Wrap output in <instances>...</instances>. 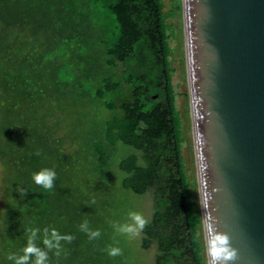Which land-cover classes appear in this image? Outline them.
Instances as JSON below:
<instances>
[{
  "label": "trees",
  "instance_id": "obj_1",
  "mask_svg": "<svg viewBox=\"0 0 264 264\" xmlns=\"http://www.w3.org/2000/svg\"><path fill=\"white\" fill-rule=\"evenodd\" d=\"M177 11L179 1L166 9L164 0H0V40L8 39L17 26L41 20L55 36L66 35L61 42L78 37L89 49L88 59L117 74L116 79L104 77L92 91L109 112L101 135L90 142L96 165H107L109 152L121 143L126 148L116 163L123 173L121 187L135 194L152 193L141 247L155 245L153 264H207L172 81L175 31L170 19ZM3 60L0 57V63ZM10 70L0 67V164L9 230L1 236L0 264H16L27 246L28 229H38V246H43L59 192L54 186L49 190L37 185L33 175L44 168L56 172L54 163L67 156L54 125L47 124L54 106L48 103L47 90L17 87ZM15 236L16 246L11 245ZM13 254L16 258L8 259Z\"/></svg>",
  "mask_w": 264,
  "mask_h": 264
},
{
  "label": "rangeland",
  "instance_id": "obj_2",
  "mask_svg": "<svg viewBox=\"0 0 264 264\" xmlns=\"http://www.w3.org/2000/svg\"><path fill=\"white\" fill-rule=\"evenodd\" d=\"M173 1L181 3V0H164L165 8L168 9ZM170 22L175 31L171 41V45H175L172 81L178 93L176 106L181 111L185 137L182 154L197 196L182 11H177ZM53 25L57 26L58 22L54 21ZM65 37L55 36L52 27L49 30L44 21L35 20L34 24L26 23L13 28L8 39L0 40V57L4 59L0 67L11 68L17 87L47 90L48 103L54 105L49 108L53 113L47 118V124L54 125L55 136L61 139L67 151L66 157L54 163L57 171L53 186L59 192V201L57 209L49 213L53 222L47 228L48 238L54 247L49 250L44 245L38 246V235L35 245L47 253L46 264H153L155 245L152 243L149 248L143 249L141 231L136 236H130L118 233L114 227L131 223L129 212L140 213L149 221L152 193L135 194L121 187L123 173L116 166L118 158L126 150L121 143H117L116 150L109 152L107 165L100 169L90 146L92 139L101 135L102 123L109 116L100 100L93 97L92 91L101 85L104 77L110 75L116 79L117 74L103 65L98 68L99 60L88 59L89 49L81 44L78 37L61 42ZM5 57H9V61ZM2 171L0 164V244L2 234L9 232L5 230L8 221L4 217ZM53 230L61 236L74 238L71 242L63 239L57 242L51 235ZM96 230H99L100 236L89 239L88 233ZM17 241L15 236L11 245L16 246ZM57 243L59 255L56 254ZM110 246L119 247L122 255L109 256L107 249ZM35 259L33 254L27 264H35Z\"/></svg>",
  "mask_w": 264,
  "mask_h": 264
},
{
  "label": "water",
  "instance_id": "obj_3",
  "mask_svg": "<svg viewBox=\"0 0 264 264\" xmlns=\"http://www.w3.org/2000/svg\"><path fill=\"white\" fill-rule=\"evenodd\" d=\"M196 193L236 259L264 264V0H181Z\"/></svg>",
  "mask_w": 264,
  "mask_h": 264
},
{
  "label": "clouds",
  "instance_id": "obj_4",
  "mask_svg": "<svg viewBox=\"0 0 264 264\" xmlns=\"http://www.w3.org/2000/svg\"><path fill=\"white\" fill-rule=\"evenodd\" d=\"M40 155L39 152L36 153ZM56 179V172L52 169L44 168L38 173L33 175V180L37 185L42 186L44 189H52L54 181ZM131 223L123 225H114L116 231L121 234H128L130 236H136L147 225L148 221L144 216L137 212H129L128 214ZM38 229H28L31 234L28 237L27 246L23 249V255L16 259V264H27L31 255H35V264H46L48 261L47 253L42 251L35 245V238ZM52 237L58 242L61 239L71 242L74 238L70 235L61 236L56 230L52 231ZM89 239H95L100 236L99 230L91 231L88 233ZM45 248L51 250L54 246L52 240L47 237V230L42 240ZM58 250L56 252L59 255V244L55 246ZM108 255L115 257L122 255V250L119 247H109L107 249ZM207 252L210 258V264H228L229 261L236 259V252L231 248L229 237L226 234L218 233L211 225L208 226V239H207ZM16 255H9L8 259H14Z\"/></svg>",
  "mask_w": 264,
  "mask_h": 264
}]
</instances>
